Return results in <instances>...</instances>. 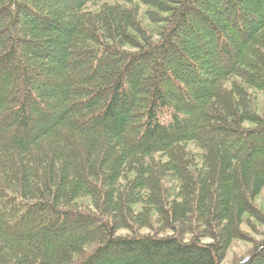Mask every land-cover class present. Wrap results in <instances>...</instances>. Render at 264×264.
Returning a JSON list of instances; mask_svg holds the SVG:
<instances>
[{
  "label": "trees",
  "instance_id": "1",
  "mask_svg": "<svg viewBox=\"0 0 264 264\" xmlns=\"http://www.w3.org/2000/svg\"><path fill=\"white\" fill-rule=\"evenodd\" d=\"M261 92L264 0H0V264H223Z\"/></svg>",
  "mask_w": 264,
  "mask_h": 264
},
{
  "label": "rangeland",
  "instance_id": "2",
  "mask_svg": "<svg viewBox=\"0 0 264 264\" xmlns=\"http://www.w3.org/2000/svg\"><path fill=\"white\" fill-rule=\"evenodd\" d=\"M257 106L260 115L264 117V92L256 93ZM257 208L264 211V188L259 196L254 201ZM239 235L236 239L232 240L227 250L226 258L223 264H232L240 260L248 251H250L255 244L260 241L264 235V225L255 222L253 219L248 218L246 223L239 226Z\"/></svg>",
  "mask_w": 264,
  "mask_h": 264
}]
</instances>
